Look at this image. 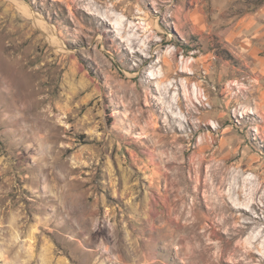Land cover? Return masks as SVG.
I'll return each instance as SVG.
<instances>
[{"label":"rangeland","instance_id":"374dc122","mask_svg":"<svg viewBox=\"0 0 264 264\" xmlns=\"http://www.w3.org/2000/svg\"><path fill=\"white\" fill-rule=\"evenodd\" d=\"M37 1L0 0V264H245L180 236L196 179L264 177V0Z\"/></svg>","mask_w":264,"mask_h":264},{"label":"bare ground","instance_id":"6f19581e","mask_svg":"<svg viewBox=\"0 0 264 264\" xmlns=\"http://www.w3.org/2000/svg\"><path fill=\"white\" fill-rule=\"evenodd\" d=\"M55 1L65 2V0ZM70 2L72 6L77 5L75 9L78 13L86 12L97 16L101 14L100 17L109 23H111L110 20H114L112 26L118 32L121 30L125 31L127 27L132 29L133 26H136L132 22L129 23L122 16L112 19L116 15L114 11L98 9L94 2L92 4L85 3V0H70ZM36 5L40 6L37 0H35ZM19 8L22 9L23 13L35 17L36 30L43 29L44 32L51 34L52 37H50L53 43L56 41H54L53 30L44 20L37 17L28 7L20 6ZM136 43L135 36L131 37L130 46H135ZM136 51L138 50L136 49ZM145 60L143 61L145 62ZM182 87L185 88V85ZM194 88L188 91L191 101L197 99V102L198 100L201 102L203 98L211 104L206 93H199L198 88L196 90ZM192 94L194 97H192ZM203 95L206 98H201ZM206 115L204 113L199 117L200 128L201 121L202 119L204 120ZM204 124L211 125L210 122H205ZM204 126L207 127L206 125ZM205 144L201 143L198 147L201 149ZM261 164L264 167V161ZM224 166L225 162L223 165H216L213 170V176L204 179L198 178L194 181V184H190L188 187L189 194L192 195L190 207L192 220L189 225L181 226L187 234L182 236L183 238L180 236V239L188 237L189 233H191L195 244L200 247L206 244V239L216 237L219 239L217 254L220 258H223L226 253L232 250L233 254H242L243 258L241 260L245 264H252L253 261H257L256 264H264V217H262V213H264V177L261 178L258 175L247 172L248 167L243 165L236 166L231 170L228 168L223 169ZM201 191L204 193V202L201 199ZM178 193L183 192L179 191ZM179 197L183 199L186 194H179ZM202 209H204L203 212L201 211ZM177 213L179 216H183L184 210L178 207ZM200 228L204 230L201 231ZM242 233H246V238L241 242H237L238 244H234V239Z\"/></svg>","mask_w":264,"mask_h":264},{"label":"crops","instance_id":"0c3cea01","mask_svg":"<svg viewBox=\"0 0 264 264\" xmlns=\"http://www.w3.org/2000/svg\"><path fill=\"white\" fill-rule=\"evenodd\" d=\"M264 13V10L262 11ZM261 27L264 29V20L262 21ZM260 28V30H262ZM256 38L258 39V43L255 45L257 48V58H256V66L253 68L259 73V79L261 81V85L264 86V30L256 33Z\"/></svg>","mask_w":264,"mask_h":264}]
</instances>
